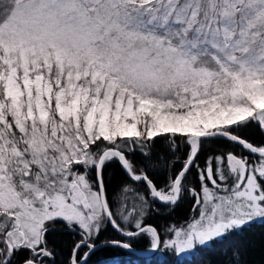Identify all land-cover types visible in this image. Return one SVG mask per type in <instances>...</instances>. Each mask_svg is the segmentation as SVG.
<instances>
[{"label": "snow or ice", "instance_id": "snow-or-ice-1", "mask_svg": "<svg viewBox=\"0 0 264 264\" xmlns=\"http://www.w3.org/2000/svg\"><path fill=\"white\" fill-rule=\"evenodd\" d=\"M209 248L264 264V0H0V264Z\"/></svg>", "mask_w": 264, "mask_h": 264}, {"label": "trees", "instance_id": "trees-1", "mask_svg": "<svg viewBox=\"0 0 264 264\" xmlns=\"http://www.w3.org/2000/svg\"><path fill=\"white\" fill-rule=\"evenodd\" d=\"M257 139H259L257 137ZM159 183L163 182V177L161 176L158 180ZM191 201H186L182 203L178 208H176L175 213L171 217H161V216H153L149 219V223H154L159 225L162 223L165 219H181L184 217H187L189 215V209H190ZM105 237H115V233L109 230L108 232L103 234ZM253 238L256 240L257 244L259 243V235L258 230L257 234L253 236ZM139 247V246H138ZM128 253L120 251V250H114V249H105L103 252L97 253L95 256L92 257L90 264H111V261L115 257H119L123 259L126 257ZM254 255H258V253H254ZM165 256H168L166 253ZM169 259H172V257L168 256ZM220 255L217 250H213L211 248L209 249H201L199 251H194L193 254L183 257L181 259L176 258V260L180 261L181 264H218V261L220 260ZM154 264L156 262L154 261Z\"/></svg>", "mask_w": 264, "mask_h": 264}, {"label": "rangeland", "instance_id": "rangeland-1", "mask_svg": "<svg viewBox=\"0 0 264 264\" xmlns=\"http://www.w3.org/2000/svg\"><path fill=\"white\" fill-rule=\"evenodd\" d=\"M194 252H192L191 254H193ZM191 254H188V255H186V256H183V257H187V256H189V255H191ZM183 257H177L178 259H181V258H183Z\"/></svg>", "mask_w": 264, "mask_h": 264}]
</instances>
